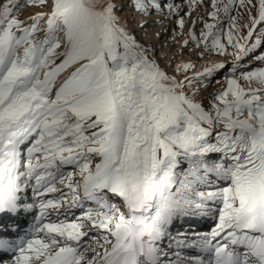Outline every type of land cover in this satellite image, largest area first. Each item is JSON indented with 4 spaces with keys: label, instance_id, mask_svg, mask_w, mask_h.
Segmentation results:
<instances>
[{
    "label": "snow or ice",
    "instance_id": "obj_1",
    "mask_svg": "<svg viewBox=\"0 0 264 264\" xmlns=\"http://www.w3.org/2000/svg\"><path fill=\"white\" fill-rule=\"evenodd\" d=\"M0 264H264V0H0Z\"/></svg>",
    "mask_w": 264,
    "mask_h": 264
},
{
    "label": "rangeland",
    "instance_id": "obj_2",
    "mask_svg": "<svg viewBox=\"0 0 264 264\" xmlns=\"http://www.w3.org/2000/svg\"><path fill=\"white\" fill-rule=\"evenodd\" d=\"M151 19L152 18H149V26H150V31H156V30H160L159 28H160V25H152V23H151ZM173 21H168V22H165V28H166V31H163V32H161V35H162V37H161V35H160V38H159V42H160V45H162V39L164 38V37H166V39H165V43H167V45L168 44H170V43H173V45H171L170 47L171 48H173V49H175V47H176V45L174 44V42L172 41L171 42V36H170V33L169 32H167V29H168V25L169 26H171V27H174V23H172ZM172 30H173V28H172ZM177 31H178V29H177ZM165 32V33H164ZM162 33H164V34H162ZM168 37V38H167ZM170 37V38H169ZM168 40V41H167ZM170 41V42H169ZM169 46V45H168ZM168 48V47H167ZM166 48V49H167Z\"/></svg>",
    "mask_w": 264,
    "mask_h": 264
},
{
    "label": "bare ground",
    "instance_id": "obj_3",
    "mask_svg": "<svg viewBox=\"0 0 264 264\" xmlns=\"http://www.w3.org/2000/svg\"><path fill=\"white\" fill-rule=\"evenodd\" d=\"M176 2L179 3L180 0H176ZM129 15L131 16V15H135V14L132 13L131 10L129 9ZM172 23H174V22H172ZM165 25H166V24H165ZM165 25H164V26H165ZM172 28H173V27H171V26L168 25L167 32L170 33V36H172ZM159 29H160V28H159ZM162 32H163V31H162ZM164 33H165V32H164ZM164 33H162V34H164ZM161 37H162V35H161ZM167 38H168V37H167ZM169 38H170V37H169ZM165 39H166V37H164V38L162 39V41H161V42H162V46H165V48H167V47H170L171 45H173V43H170V44H168V45H169V46H168L167 43H165ZM170 39H171V38H170ZM167 41H168V40H167ZM169 42H170V41H169ZM171 42H172V39H171ZM159 44H160V42H159ZM185 58H187V57H185ZM197 67L199 68L200 65L197 64Z\"/></svg>",
    "mask_w": 264,
    "mask_h": 264
}]
</instances>
